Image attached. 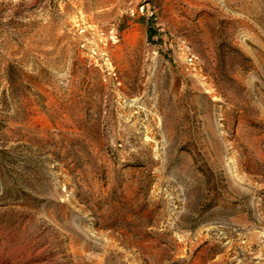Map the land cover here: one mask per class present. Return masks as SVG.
Here are the masks:
<instances>
[{"label":"rangeland","instance_id":"rangeland-1","mask_svg":"<svg viewBox=\"0 0 264 264\" xmlns=\"http://www.w3.org/2000/svg\"><path fill=\"white\" fill-rule=\"evenodd\" d=\"M149 1L0 0V264H264V0Z\"/></svg>","mask_w":264,"mask_h":264},{"label":"built area","instance_id":"built-area-1","mask_svg":"<svg viewBox=\"0 0 264 264\" xmlns=\"http://www.w3.org/2000/svg\"><path fill=\"white\" fill-rule=\"evenodd\" d=\"M127 12L131 17H138V18L151 17L154 15V10L151 9L149 0H136V3L134 5L131 4L129 6ZM92 52L96 54L97 50L94 47H92Z\"/></svg>","mask_w":264,"mask_h":264},{"label":"trees","instance_id":"trees-1","mask_svg":"<svg viewBox=\"0 0 264 264\" xmlns=\"http://www.w3.org/2000/svg\"><path fill=\"white\" fill-rule=\"evenodd\" d=\"M153 18H154V15L151 16V17H148V20H153ZM149 29H150V30H149V38H152V36L154 35L155 31H153L151 25H150Z\"/></svg>","mask_w":264,"mask_h":264}]
</instances>
